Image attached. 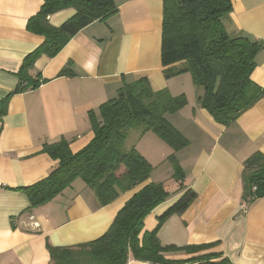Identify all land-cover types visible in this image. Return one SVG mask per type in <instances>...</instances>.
Wrapping results in <instances>:
<instances>
[{
    "label": "crops",
    "instance_id": "1",
    "mask_svg": "<svg viewBox=\"0 0 264 264\" xmlns=\"http://www.w3.org/2000/svg\"><path fill=\"white\" fill-rule=\"evenodd\" d=\"M114 1V15L82 29L54 58L43 55L36 61L29 73L32 78L41 75L44 82L37 89L16 93V73L44 43L42 36L27 29L44 1L0 0V111L4 110L0 114V264H52L48 244L76 247L108 232L139 189L101 206L94 192L77 179L54 200L34 209L23 189L44 180L58 166L43 151L45 144L65 139L73 153L85 148L94 137L90 114H99L100 106L115 98L124 84L141 79L155 92L167 89L174 97H187L188 104L167 119L190 142L176 154L185 172L184 189L170 194L146 217L141 237L154 231L159 218L192 190L196 199L183 214L164 223L158 238L163 246L208 247L198 253L171 252L166 258L195 264L193 258L217 254L214 263L227 258L232 264H264V197L245 202L243 184L245 161L256 152L264 154V99L230 126L217 123L198 104L202 90L194 86L189 73L170 79L164 75L163 0ZM232 4L224 27L234 37L262 43L252 80L264 87V0H232ZM75 14L66 9L48 20L60 27ZM65 69L69 75L60 76ZM131 148L154 167L149 182L166 185L157 169L168 162L172 148L157 135H142L136 129L129 131L126 142V149ZM128 264L149 263L130 254Z\"/></svg>",
    "mask_w": 264,
    "mask_h": 264
},
{
    "label": "trees",
    "instance_id": "2",
    "mask_svg": "<svg viewBox=\"0 0 264 264\" xmlns=\"http://www.w3.org/2000/svg\"><path fill=\"white\" fill-rule=\"evenodd\" d=\"M40 12L30 18L28 31L42 36L44 43L28 55L16 76V93L37 89L41 75L30 76V70L43 55L52 59L82 29L96 21H105L117 12L114 0H43ZM73 9L76 14L54 27L48 18L60 11ZM233 10L232 0H163L161 61L167 79L189 73L194 86L202 93L197 102L223 126H230L244 112L264 99V87L252 80L256 56L262 48L258 40L232 36L223 19ZM182 63L181 68L172 67ZM69 75L65 69L60 76ZM188 104L187 97H174L167 89L153 91L146 79L124 84L115 98L92 112L90 120L94 137L82 150L73 153L65 139L45 144L43 151L58 161L47 178L24 188L30 209L46 205L70 187L77 179L84 181L107 206L120 195L139 189L118 212L108 232L101 238L76 247L56 248L47 245L52 264H128L129 255L149 264H183L169 260L171 252L198 253L208 245L163 246L158 232L173 215L183 214L196 199L186 191L160 218L157 227L141 237L146 217L170 197L163 183L149 182L154 167L135 149H126L129 131L142 135L151 132L168 144L173 154L168 161L172 179L184 189L185 172L177 153L190 142L167 119ZM4 114V110L0 111ZM244 201L264 197V154L256 152L244 163ZM217 254L198 256L195 264H232L227 258L214 263Z\"/></svg>",
    "mask_w": 264,
    "mask_h": 264
},
{
    "label": "rangeland",
    "instance_id": "3",
    "mask_svg": "<svg viewBox=\"0 0 264 264\" xmlns=\"http://www.w3.org/2000/svg\"><path fill=\"white\" fill-rule=\"evenodd\" d=\"M156 141L159 143L157 138H155ZM160 145V144H159ZM157 164V167H159V164ZM170 169V170H168ZM170 171V172H168ZM157 172L161 174V178H163L164 181L167 182L166 187L171 195L174 196L177 192H179V184L175 182L172 178L170 179V175L173 174V168L171 163L168 161L166 164L162 165L160 168L157 169Z\"/></svg>",
    "mask_w": 264,
    "mask_h": 264
}]
</instances>
